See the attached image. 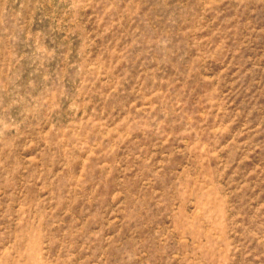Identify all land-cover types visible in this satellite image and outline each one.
I'll list each match as a JSON object with an SVG mask.
<instances>
[{
	"label": "rangeland",
	"instance_id": "374dc122",
	"mask_svg": "<svg viewBox=\"0 0 264 264\" xmlns=\"http://www.w3.org/2000/svg\"><path fill=\"white\" fill-rule=\"evenodd\" d=\"M0 264H264V0H0Z\"/></svg>",
	"mask_w": 264,
	"mask_h": 264
}]
</instances>
